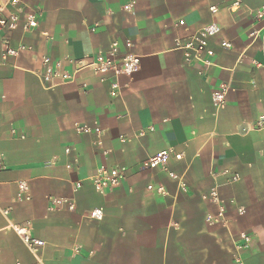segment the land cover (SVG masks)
<instances>
[{"label":"crops","instance_id":"crops-1","mask_svg":"<svg viewBox=\"0 0 264 264\" xmlns=\"http://www.w3.org/2000/svg\"><path fill=\"white\" fill-rule=\"evenodd\" d=\"M24 1L40 13L37 27L23 30L20 15L0 32V264L34 261L11 227L24 223L45 242L35 253L44 264H264V18L254 14L264 0ZM210 23L220 27L210 62L187 61L179 45ZM3 40L27 48L4 60ZM112 42L140 56L115 95L113 78L90 68L57 86L39 80L44 56L74 71L68 60L91 61ZM166 148L182 188L145 166ZM99 166L125 179L97 192L89 177ZM19 181L30 200L16 199ZM49 197L75 207L51 210ZM96 208L103 217L88 218Z\"/></svg>","mask_w":264,"mask_h":264},{"label":"built area","instance_id":"built-area-1","mask_svg":"<svg viewBox=\"0 0 264 264\" xmlns=\"http://www.w3.org/2000/svg\"><path fill=\"white\" fill-rule=\"evenodd\" d=\"M236 2L234 5H238ZM209 10L211 13H216L218 8L216 6H210ZM256 17L264 18V6L254 11ZM24 16V24L22 29L25 31H31L38 25L40 13L31 7H29L24 0H0V32L3 30H14L19 27V16ZM94 27H92V30ZM220 32V27L216 23H210L202 28L198 29L194 34L189 36L185 42L179 45L184 51V56L187 61L197 60L203 63L210 62L206 59L214 55L213 50L209 47V41ZM130 45L129 43L127 44ZM220 45L224 48H230L231 43L226 40H221ZM24 45H19L17 48L12 47L7 40L2 42V58L5 60L8 56H15L20 50L26 49ZM70 63H74L75 70L68 71L63 68L61 61H53L49 56L42 58L43 72L38 75L39 80L44 86L51 87L57 86L64 82L73 81L75 78V72L90 68L94 72L102 76H110L113 78L111 83L110 94L115 95L118 83L117 78L121 75L130 77L139 68L140 56L126 52L120 53L118 44L112 42L107 52H98L91 61L68 60ZM228 90V85L221 84L212 92L211 99L215 107L220 106L225 100V94ZM75 131L78 133H88L93 130L86 124H75ZM97 131V128H94ZM14 132V130H12ZM69 148H65V152H68ZM172 153L170 148L163 149L156 154L148 157L145 162V166L150 169H160L166 171L167 174L173 178L179 180V186L184 187V182L180 180L179 176L172 171L168 170L167 161ZM1 167V165H0ZM125 172L119 167H105L99 166L95 173L89 177L94 189L97 192H106L107 190L119 186L125 179ZM74 189L81 187L80 182L73 184ZM148 190H154L159 194H165L163 185H147ZM17 200H30L29 189L25 181L18 182V191L16 194ZM210 199L217 201V193L211 192ZM50 206L49 209H57L66 206L67 209L73 210L75 204L72 200L61 197H49ZM238 214L244 213L243 208H238ZM224 213V207L220 206L217 216L222 218ZM88 218L100 220L103 217V212L100 208L90 210L87 215ZM207 220L210 222L214 221V218L210 215L207 216ZM14 231L18 234L20 239L26 245V247L34 254V261L29 264H44L35 253L37 249L45 244L43 240L33 237L29 232L28 223L24 224H12L11 226ZM244 244L247 246L250 237L249 235L242 233L240 235ZM78 248H74V252H77ZM14 264H23L21 262H15Z\"/></svg>","mask_w":264,"mask_h":264}]
</instances>
